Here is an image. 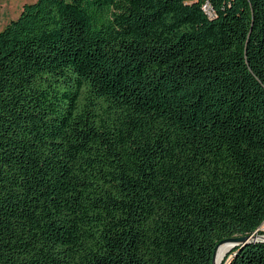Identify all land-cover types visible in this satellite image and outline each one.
I'll return each mask as SVG.
<instances>
[{"label":"trees","instance_id":"16d2710c","mask_svg":"<svg viewBox=\"0 0 264 264\" xmlns=\"http://www.w3.org/2000/svg\"><path fill=\"white\" fill-rule=\"evenodd\" d=\"M263 220L264 0H33L0 28V264H211Z\"/></svg>","mask_w":264,"mask_h":264},{"label":"rangeland","instance_id":"374dc122","mask_svg":"<svg viewBox=\"0 0 264 264\" xmlns=\"http://www.w3.org/2000/svg\"><path fill=\"white\" fill-rule=\"evenodd\" d=\"M33 0H0V28L3 27L10 19L15 18L23 3L31 2ZM260 229H264V220L261 222ZM264 236V233H260ZM235 244V242H233ZM233 245H230L229 248L224 252L227 253ZM224 254L221 256L220 261L222 260ZM219 261V264H220Z\"/></svg>","mask_w":264,"mask_h":264},{"label":"water","instance_id":"95a60500","mask_svg":"<svg viewBox=\"0 0 264 264\" xmlns=\"http://www.w3.org/2000/svg\"><path fill=\"white\" fill-rule=\"evenodd\" d=\"M263 235L262 234H256V233H252V234H249V235H239V236H231V237H226V238H223L221 240H219L217 242V244L214 246V249H213V252H212V259H211V264H214V253H215V248L216 246L223 242V241H233L235 242V244L237 243H245L249 240H254V239H260V240H263L264 241V237H262ZM235 244H232V245H235Z\"/></svg>","mask_w":264,"mask_h":264},{"label":"bare ground","instance_id":"6f19581e","mask_svg":"<svg viewBox=\"0 0 264 264\" xmlns=\"http://www.w3.org/2000/svg\"><path fill=\"white\" fill-rule=\"evenodd\" d=\"M232 244H233V241H223L216 246L215 253H214V264H219L221 256Z\"/></svg>","mask_w":264,"mask_h":264}]
</instances>
